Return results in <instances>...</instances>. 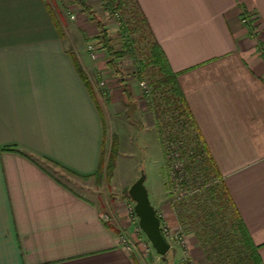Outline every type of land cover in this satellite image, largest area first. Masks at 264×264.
I'll list each match as a JSON object with an SVG mask.
<instances>
[{"label":"crops","instance_id":"0c3cea01","mask_svg":"<svg viewBox=\"0 0 264 264\" xmlns=\"http://www.w3.org/2000/svg\"><path fill=\"white\" fill-rule=\"evenodd\" d=\"M135 1L264 264V0ZM62 25L47 0H0V264H147L57 174L92 177L105 141ZM187 251L211 264L196 240Z\"/></svg>","mask_w":264,"mask_h":264},{"label":"rangeland","instance_id":"374dc122","mask_svg":"<svg viewBox=\"0 0 264 264\" xmlns=\"http://www.w3.org/2000/svg\"><path fill=\"white\" fill-rule=\"evenodd\" d=\"M47 1L63 24L66 39L96 93L105 125L99 173L89 178L64 171L57 174L70 187L94 200L104 220L119 232L121 241L123 237L126 241H133L147 264H188L190 258L201 264L184 252L186 247L189 249L191 241L196 240L202 247L199 236L206 222L210 223L211 216L204 209L208 205L213 212H218L217 204L221 201L209 199L203 193L219 180L207 176V156L197 150L203 148L201 138L178 109L180 98L167 85L159 89L152 85L160 78V73L155 66L148 65L153 42L151 34L137 22L131 3L125 10L115 13L110 0H87L94 12L93 19L73 0ZM97 19L105 24L118 50H123L128 41L132 42V50L123 52L125 54L118 64L126 84H120V75L108 67L107 56L96 42L99 33ZM91 44L97 48L95 60L90 58ZM107 84L110 86L108 91H114L112 96L106 91ZM126 85L136 94L135 103L124 95ZM141 171L147 175L145 185L152 204L156 206V199L160 198L167 208L176 210V221H170L171 215L163 211L158 213L162 230L173 245L164 256L155 251L139 226V217L134 213L135 202L129 196V188L140 177ZM216 217L226 233H241L239 227L233 228L229 212ZM209 231L216 233L219 228ZM161 256L167 260L161 261ZM185 256L190 258L186 260Z\"/></svg>","mask_w":264,"mask_h":264},{"label":"trees","instance_id":"16d2710c","mask_svg":"<svg viewBox=\"0 0 264 264\" xmlns=\"http://www.w3.org/2000/svg\"><path fill=\"white\" fill-rule=\"evenodd\" d=\"M73 3L80 5L87 14L92 15V18L95 19L93 9L89 5L87 0H73ZM130 3L133 7L137 22L141 24L143 30L147 29L153 38L148 65L155 66V68L160 73V78L157 81L152 82L154 89H159L161 86L167 85L172 89L174 94L180 98L181 106H179L178 109H180L182 114L190 120V123L195 127L199 137L201 138L203 148L198 147L197 150L199 151V153L203 152L205 156H207L205 157V167L207 176H212L216 181L219 180L215 182L213 186L208 188L204 193L202 192L209 199H221V201H218L219 203L217 204L218 212H213V210H211L208 205L204 209L205 211L209 212V215H211L210 223L206 222L204 231L199 236L201 245L204 248L205 257L211 264H262L258 249L252 243L248 231L245 227V224L242 218L240 217L227 191L224 178L221 176L217 165L207 147V144L202 139L198 128L196 127L189 106L179 86L177 74L172 71L171 66L167 60L166 54L152 35V31L150 30L145 18L143 17L136 1L110 0L112 11L115 13L119 10H125L127 5ZM97 24L99 28V33L96 37V42L100 44L107 56L108 67L112 71L118 73L121 77L120 79L123 80L121 76L122 71L120 70L118 64L119 60L125 54L123 52L129 51V49L132 50V42L131 40L128 41V43L125 45L126 47L124 46L125 49L123 48V50H118L115 44L113 43V40L111 39L105 24L98 19ZM81 71L84 78L87 79L82 69ZM101 165L102 161L100 162L98 171L94 175L99 173ZM224 212H229L232 218L234 226L233 228L239 227L241 233H226L223 226H219L220 222L216 220V216ZM216 227L219 228V231H216V233H211L209 231L211 229H216Z\"/></svg>","mask_w":264,"mask_h":264},{"label":"water","instance_id":"95a60500","mask_svg":"<svg viewBox=\"0 0 264 264\" xmlns=\"http://www.w3.org/2000/svg\"><path fill=\"white\" fill-rule=\"evenodd\" d=\"M147 175L141 171L140 177L129 188V196L135 202V212L139 217V225L151 241L155 251L166 255L171 250L162 231V221L157 209L152 204L149 191L145 185Z\"/></svg>","mask_w":264,"mask_h":264},{"label":"built area","instance_id":"2783aa9c","mask_svg":"<svg viewBox=\"0 0 264 264\" xmlns=\"http://www.w3.org/2000/svg\"><path fill=\"white\" fill-rule=\"evenodd\" d=\"M244 21H246L247 22V18H245L244 19ZM97 48H96V45H93V44H91L90 46H89V54H90V58L92 59V60H95L96 58H97V50H96ZM141 85L143 86V87H145V83H141ZM134 213H135V215L137 216V214H136V212H135V209H134ZM137 218H138V216H137ZM140 226V225H139ZM161 227H162V224H161ZM163 231V230H162ZM163 234H164V236L166 237V239L168 240V242L171 244V247L173 246L172 245V242H170V240H169V236H166V234L164 233V231H163ZM120 239V238H119ZM122 240L123 241H121V239H120V242L126 247V249H128L129 251H131V252H137V251H139L138 250V248H137V246L135 245V243L133 242V241H126V239L123 237L122 238ZM184 249H185V247H184ZM139 254H141L142 255V258L144 259V255L142 254V253H139ZM184 255H187V256H189V254H188V251H187V247H186V251L184 252ZM187 256H185V258H186V260H188L190 257H187ZM189 261V263L188 264H197L196 262H194L191 258H190V260H188Z\"/></svg>","mask_w":264,"mask_h":264}]
</instances>
